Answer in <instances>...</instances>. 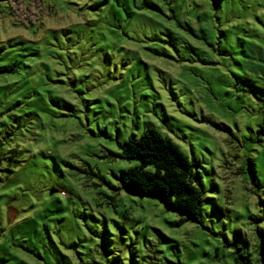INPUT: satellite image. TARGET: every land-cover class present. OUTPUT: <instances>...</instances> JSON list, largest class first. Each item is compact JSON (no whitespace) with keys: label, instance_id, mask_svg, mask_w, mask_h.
<instances>
[{"label":"rangeland","instance_id":"1","mask_svg":"<svg viewBox=\"0 0 264 264\" xmlns=\"http://www.w3.org/2000/svg\"><path fill=\"white\" fill-rule=\"evenodd\" d=\"M263 100L264 0H0V264L256 261ZM148 129L198 171V222L128 190Z\"/></svg>","mask_w":264,"mask_h":264},{"label":"trees","instance_id":"2","mask_svg":"<svg viewBox=\"0 0 264 264\" xmlns=\"http://www.w3.org/2000/svg\"><path fill=\"white\" fill-rule=\"evenodd\" d=\"M121 149L124 158L139 161L127 171L129 191L159 197L172 211L194 222L200 220L203 192L199 173L176 143L160 131L148 129L140 138H129ZM148 166L154 171H147ZM235 256L236 264H264V240L256 261L242 246L236 248Z\"/></svg>","mask_w":264,"mask_h":264}]
</instances>
